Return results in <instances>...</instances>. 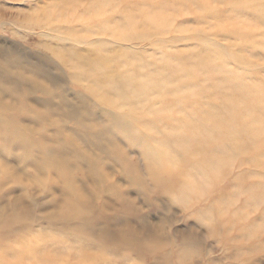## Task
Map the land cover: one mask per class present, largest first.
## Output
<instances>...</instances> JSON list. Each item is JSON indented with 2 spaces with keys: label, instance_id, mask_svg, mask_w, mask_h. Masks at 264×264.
Returning a JSON list of instances; mask_svg holds the SVG:
<instances>
[{
  "label": "rangeland",
  "instance_id": "obj_1",
  "mask_svg": "<svg viewBox=\"0 0 264 264\" xmlns=\"http://www.w3.org/2000/svg\"><path fill=\"white\" fill-rule=\"evenodd\" d=\"M253 7L249 0H0L2 65H10L2 57L8 50L11 63L45 64L59 74L68 89L66 96L94 115L82 122L88 126L103 122L110 131L107 143L132 160L143 180L150 181L143 145L127 141L110 121L111 113L129 121L147 145L163 144L179 154L166 166L172 177L167 174L164 185L152 186L147 197L130 186L126 175L117 173L106 154L100 166L135 201L140 216L133 217V225L140 230L139 220L145 219L153 235L165 242L159 255L169 250L175 264H264V110L255 111L256 97H264V11ZM148 12L165 18L145 25L142 16ZM123 30L131 38H122ZM71 49L99 54L131 85L149 83L153 92L141 104L140 97L106 102L92 89L95 77L78 79L77 71L68 67L69 52L61 54ZM247 94L252 103L245 102ZM242 112L254 114V135L227 136L224 123L242 130L238 115ZM205 115L217 118L218 132L213 139L201 135L190 145L187 132H178L179 123L201 121ZM56 123L78 149L86 150L76 122ZM53 130L48 123L44 132L49 136ZM85 139L93 141L92 136ZM180 140L185 142L182 151ZM216 155L223 157L219 173L211 169ZM193 180L206 188L203 195L187 191L186 200L169 195ZM209 208H214L211 223L200 215ZM46 226L43 221L34 227L35 232H45L44 241L32 242L56 245L64 238L76 243L68 249L70 254L92 246L88 240L61 233L59 225ZM190 235L198 238L199 245L193 257L181 262L176 246L187 250L183 241ZM109 257L116 260L113 264H152L128 254Z\"/></svg>",
  "mask_w": 264,
  "mask_h": 264
},
{
  "label": "bare ground",
  "instance_id": "obj_2",
  "mask_svg": "<svg viewBox=\"0 0 264 264\" xmlns=\"http://www.w3.org/2000/svg\"><path fill=\"white\" fill-rule=\"evenodd\" d=\"M249 2L255 11H264V0ZM142 18L145 25H150L164 20L165 15L148 12ZM127 31L123 30L120 36L131 38ZM71 52L80 56L76 57ZM66 53L68 60L65 61L69 68L77 71L76 77L83 80L95 77L92 89L106 102L140 97L143 100H139L141 104L153 92L149 83L144 82L137 87L131 85L111 62L99 54H83L71 49L61 55ZM9 55L7 50L2 57L9 60L10 65L0 63V264H113L116 260L109 257L113 254L152 260V264H175L169 250L159 255L165 242L153 235L154 231L145 219H140V224L137 220L142 226L140 230L133 225V217L140 216L136 213L135 201L100 166L101 158L106 154L113 160L117 173L126 175L130 186L147 197L152 193V186L164 185V177L169 174L167 164L180 157L177 151L163 144L154 148L147 145L143 134L129 121L111 113L110 121L122 136L127 141L143 145L146 173L152 182L143 180L135 171L132 160L107 143L106 135L110 131L103 122L96 120L93 126L82 122L83 117L91 119L94 115L83 104L66 96L68 89L59 74L53 73L45 64L11 63ZM11 68L17 71L13 72ZM42 77L49 84L42 82ZM38 93L43 97L36 98ZM246 96L245 102L254 101L251 95ZM240 100L238 96L236 106ZM255 103L256 112L264 110V97H256ZM131 106L137 108L135 104ZM238 115L243 123L242 130L236 131L233 124L224 123L227 136L254 135V114L242 112ZM60 119L76 122L79 128L77 135L85 141V151L75 146L72 136L63 126L59 127L56 122ZM216 119L213 121L205 115L194 123L181 121L178 132H187L190 145H195V139L201 135L213 139L218 132ZM48 123L54 126L49 136L44 132ZM84 136H92L93 141H86ZM184 143L183 140L178 141L181 151L185 148L181 145ZM222 158L216 155L212 162L211 169L215 173H219ZM187 191L200 196L206 188L193 180L168 194L173 199L186 200L189 199ZM109 198L115 202L111 203ZM208 210L200 215L211 223L214 208ZM43 221L48 224L46 227L59 225L61 233L88 240L92 246H84L81 252L70 254L68 249L76 243L64 238H59L56 245L32 242L43 239L41 234L45 232H35L34 228ZM183 243L187 250H182V245L176 246L177 260L181 262L193 257L199 245L194 235L187 236ZM89 248L103 252H91ZM188 264H195V261Z\"/></svg>",
  "mask_w": 264,
  "mask_h": 264
}]
</instances>
